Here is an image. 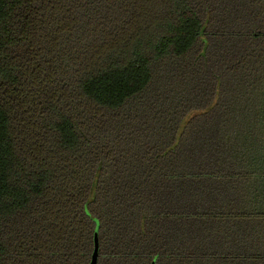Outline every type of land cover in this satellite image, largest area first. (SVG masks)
<instances>
[{
	"label": "trees",
	"instance_id": "trees-1",
	"mask_svg": "<svg viewBox=\"0 0 264 264\" xmlns=\"http://www.w3.org/2000/svg\"><path fill=\"white\" fill-rule=\"evenodd\" d=\"M264 264V0H0V264Z\"/></svg>",
	"mask_w": 264,
	"mask_h": 264
},
{
	"label": "water",
	"instance_id": "water-1",
	"mask_svg": "<svg viewBox=\"0 0 264 264\" xmlns=\"http://www.w3.org/2000/svg\"><path fill=\"white\" fill-rule=\"evenodd\" d=\"M97 250H98V240H96V247H95V251H94V256H93L92 264H95V262H96Z\"/></svg>",
	"mask_w": 264,
	"mask_h": 264
}]
</instances>
